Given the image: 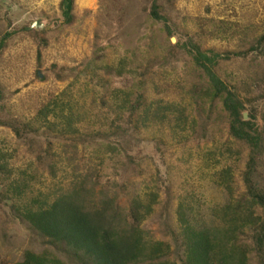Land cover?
I'll return each mask as SVG.
<instances>
[{
    "label": "rangeland",
    "instance_id": "rangeland-1",
    "mask_svg": "<svg viewBox=\"0 0 264 264\" xmlns=\"http://www.w3.org/2000/svg\"><path fill=\"white\" fill-rule=\"evenodd\" d=\"M60 2L0 0V41L10 34L0 57L4 94L0 151L8 155L16 175L34 162L31 170L37 180L31 183L28 196L59 194L60 188L70 184L66 173L50 178L45 165L36 161L55 140L40 128L41 119L36 120L39 111L52 103L59 115L64 109L65 114L81 118L78 128L84 134L114 132L112 122L121 126L107 141L117 148L115 155L105 153L94 141L80 145L74 157L79 154L97 168L95 179L102 186L116 183L123 206L133 194L139 193L145 201L150 191L160 195L159 205L144 223L149 239H169L164 234L166 220L176 222L175 209L182 200L194 208L190 213L193 223L218 225L213 212L229 199L218 173L231 166L234 193L243 195L247 148L242 146L238 157L226 161L220 152L229 141L228 126L222 121L204 125V115L197 116L195 130L188 126L174 134L167 126H156L133 133L136 114L118 109L123 99L116 92L129 91L132 104L142 102V96L147 103L163 105L187 101V91L201 79L195 70L194 44L203 52L220 54L215 70L227 83L259 70L251 63L256 56L264 61L259 55L264 54L260 39L264 0H76L75 20L70 25L64 22ZM154 2L164 19L152 16ZM253 45L260 48L258 52L248 51ZM233 52H245L247 57ZM122 66L126 69L119 76ZM252 88L254 102L247 105L248 112L260 119L264 116V84ZM13 127L21 130V137ZM6 188L1 183L0 264L21 261L26 250L58 254L11 209L14 201L4 197Z\"/></svg>",
    "mask_w": 264,
    "mask_h": 264
},
{
    "label": "trees",
    "instance_id": "trees-1",
    "mask_svg": "<svg viewBox=\"0 0 264 264\" xmlns=\"http://www.w3.org/2000/svg\"><path fill=\"white\" fill-rule=\"evenodd\" d=\"M75 1L60 2L65 24L70 25L75 20ZM158 11L154 2L152 16L164 19ZM9 37L10 34H6L0 41V57ZM260 39L264 41V34ZM257 47L253 45L248 51L258 52L260 48ZM192 48L195 49V70L201 79L197 86L187 91V101L163 105L160 101L147 103L142 96V102L132 104L129 91L117 90L123 99L118 109L136 114L131 131L137 134L156 126H167L174 134L188 126L195 130L198 117L203 115L204 125L219 124L220 121L227 124L229 141L220 155L229 162L239 156L242 146L247 148L246 170L242 176L244 194L236 197L234 174L231 166H227L218 173L219 184L229 196L228 203L213 212L219 219L218 225L198 226L193 223L190 213L194 208L182 200L175 209L176 222L166 220L164 234L169 239H149V233L143 227L159 205L160 195L150 191L145 201L139 193L133 194L128 205L123 206L118 189H115L116 183L102 186L95 179L99 173L97 168L80 159L79 154L74 157L80 145L94 141L99 142L105 153L115 155L117 148L107 141L110 135L114 136L122 129L121 126L112 122L114 132L98 130L84 134L78 128L81 118L65 114L64 109L59 115L57 105L51 103L39 111L36 120L41 119L40 128L42 126L53 134L55 140L49 142L44 156L39 153L36 161L45 165L50 178L66 173L70 184L67 188H60L59 194L38 192L35 196H28L31 183L37 180L31 170L34 162L16 175L8 162V155L0 151V185H7L4 197L14 201L10 207L21 221L58 254L51 250L42 253L26 250L23 259L15 264H264V171L261 170L264 116L258 119L248 112L247 107L254 102L252 87L257 83L264 84V61L259 62L256 56L251 65L260 67L259 70L254 69V73L237 78L234 84L227 83L215 70L220 54L203 52L196 44ZM233 54L247 57L245 52ZM37 55L40 60V50ZM125 69L122 66L119 76ZM3 100L0 83V105ZM245 112H248V119L244 117ZM1 124L7 125L6 122ZM12 129L21 137L18 127Z\"/></svg>",
    "mask_w": 264,
    "mask_h": 264
},
{
    "label": "water",
    "instance_id": "water-1",
    "mask_svg": "<svg viewBox=\"0 0 264 264\" xmlns=\"http://www.w3.org/2000/svg\"><path fill=\"white\" fill-rule=\"evenodd\" d=\"M33 27H38V24H33ZM245 118H247V117H245Z\"/></svg>",
    "mask_w": 264,
    "mask_h": 264
}]
</instances>
